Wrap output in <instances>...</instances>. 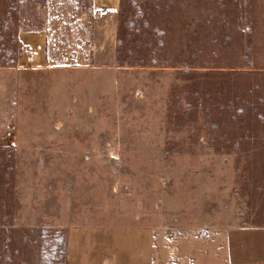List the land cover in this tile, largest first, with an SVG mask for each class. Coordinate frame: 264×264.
Returning <instances> with one entry per match:
<instances>
[{"label":"rangeland","instance_id":"374dc122","mask_svg":"<svg viewBox=\"0 0 264 264\" xmlns=\"http://www.w3.org/2000/svg\"><path fill=\"white\" fill-rule=\"evenodd\" d=\"M121 3L0 0V264H264V0Z\"/></svg>","mask_w":264,"mask_h":264},{"label":"crops","instance_id":"0c3cea01","mask_svg":"<svg viewBox=\"0 0 264 264\" xmlns=\"http://www.w3.org/2000/svg\"><path fill=\"white\" fill-rule=\"evenodd\" d=\"M121 0H92L91 9L84 13L81 17V24H93L94 31H98L96 36L100 37V43H96L94 47H104L105 36L112 29L119 13ZM54 24L48 23L45 27L37 31H24L19 36V42L24 49L22 56L19 58L20 67L33 68L46 66L52 63L50 51L52 47V30ZM99 44V45H98ZM89 53V52H88ZM97 50H93L96 55ZM95 57V56H94ZM107 58L108 61L113 58L112 54H106L103 50L99 52V59ZM78 57L72 61L76 62ZM95 59V58H94Z\"/></svg>","mask_w":264,"mask_h":264},{"label":"trees","instance_id":"16d2710c","mask_svg":"<svg viewBox=\"0 0 264 264\" xmlns=\"http://www.w3.org/2000/svg\"><path fill=\"white\" fill-rule=\"evenodd\" d=\"M132 2H136L137 0H131ZM122 4V3H121ZM121 6V5H120ZM123 6V4H122ZM120 46V26H118V34H117V47ZM115 65L116 66H120L119 65V61H118V57L116 58V61H115Z\"/></svg>","mask_w":264,"mask_h":264}]
</instances>
